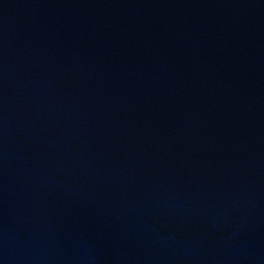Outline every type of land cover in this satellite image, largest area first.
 Here are the masks:
<instances>
[{
	"label": "water",
	"instance_id": "95a60500",
	"mask_svg": "<svg viewBox=\"0 0 264 264\" xmlns=\"http://www.w3.org/2000/svg\"><path fill=\"white\" fill-rule=\"evenodd\" d=\"M0 264H264V0H0Z\"/></svg>",
	"mask_w": 264,
	"mask_h": 264
}]
</instances>
